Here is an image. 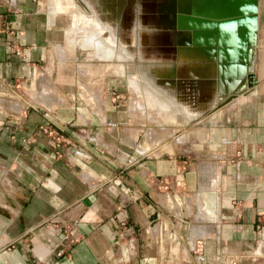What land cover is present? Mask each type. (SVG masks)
I'll return each instance as SVG.
<instances>
[{
    "label": "crops",
    "instance_id": "crops-1",
    "mask_svg": "<svg viewBox=\"0 0 264 264\" xmlns=\"http://www.w3.org/2000/svg\"><path fill=\"white\" fill-rule=\"evenodd\" d=\"M260 4L255 84L214 106L215 76L184 83L177 65L166 75L146 64L152 78H138L100 62L130 57L131 39L69 44L74 0H0V83L36 85L44 103L0 115V264H264ZM159 34L142 39L144 53L172 49L177 37L161 34L167 43L156 47ZM82 52L96 60L64 75ZM57 61L56 103L46 90ZM158 84L175 90L145 93Z\"/></svg>",
    "mask_w": 264,
    "mask_h": 264
},
{
    "label": "rangeland",
    "instance_id": "rangeland-1",
    "mask_svg": "<svg viewBox=\"0 0 264 264\" xmlns=\"http://www.w3.org/2000/svg\"><path fill=\"white\" fill-rule=\"evenodd\" d=\"M79 5V20L76 21L74 28H77L76 31L71 32V42L69 44H77L81 42L83 44H88L85 49H90L92 46V42H97L100 38H103L105 44L112 43L113 39L120 37H124V39H131V41H127L125 44L126 50L124 52L128 53L130 57H126L123 59H118L115 56L111 57L110 59H103L100 62L105 64H112V63H119L123 69L126 71L134 72L135 76H143V73L146 77L152 78V71L143 70V65L155 64L158 66V71L163 70L165 73V66L171 68L173 66H178V69L184 74L183 76H187L189 78H206L207 76L203 75V68L206 66V63L211 60V57H208V54H191V52L187 51H178L176 45L172 43V49L170 47L169 50H152V52H143V48L141 47L142 39L150 36L153 32L160 31V26L158 24H154L150 21L149 16L152 14L150 12L149 5L147 4L148 1L156 2L155 0H74ZM157 2H161V0H157ZM263 3L264 0H258V15L260 10V3ZM155 4V3H154ZM156 7V4L155 6ZM154 14V12H153ZM129 18V20H128ZM128 20V22H127ZM128 23V24H127ZM70 30V29H69ZM146 31V32H144ZM77 35H76V33ZM76 35V36H75ZM121 35V36H120ZM115 36V37H114ZM90 41V42H86ZM122 40V39H121ZM157 46V45H156ZM161 46V45H160ZM91 52H82L71 55V61L68 63L71 66V70L64 69L63 71L61 68V62L57 61V66L55 70V74L53 75V88L46 90V93L50 94L53 97L54 101L57 103V96L63 94V86L62 84L54 83V80L58 78L60 71L62 70L64 75H69L70 71L73 76L74 70L80 62H93L96 59L91 57ZM131 54V55H130ZM216 55V54H215ZM214 55V56H215ZM255 56V52L253 53ZM83 56V57H81ZM254 58V57H253ZM252 58L254 66V59ZM208 60V61H207ZM76 66V67H75ZM110 66V65H108ZM251 66L249 70H251ZM164 67V68H163ZM195 68L197 70H195ZM199 71V73H198ZM58 72V75L56 74ZM67 73V74H65ZM154 75L157 72H154ZM166 74V73H165ZM167 75V74H166ZM214 77V76H213ZM182 78H179V80ZM209 79V77H208ZM139 81V80H138ZM170 81V80H169ZM205 85H201L203 88ZM70 87V86H69ZM135 89L136 93L142 92L144 85H132ZM139 87L142 89L139 90ZM163 86L155 85L150 86L146 89L147 95L151 96H158L161 92L160 88ZM207 87V86H206ZM36 88V85L28 86L26 89L18 88L15 85L12 86H5L0 83V115L5 114H13V112L22 111L30 106H37L42 104L43 102L37 101L38 93L33 90ZM66 88L69 91L68 85ZM153 88V89H151ZM130 89V88H129ZM154 89L156 91H154ZM158 89V90H157ZM167 90L163 87V90ZM29 90V91H28ZM33 90V91H32ZM41 90V89H39ZM61 90V91H60ZM173 86L170 87L167 91L174 92ZM35 91V93H33ZM67 91H65L66 93ZM132 90L127 91L126 85L123 86V90L121 93L124 95V100H127L128 94L131 95ZM134 92V91H133ZM149 92H152L149 93ZM44 93V92H41ZM45 95V94H44ZM58 95V96H59ZM223 101V100H222ZM220 101V103L222 102ZM147 104H156V100L147 101ZM201 105L203 102H201ZM44 104V103H43ZM128 104V102H127ZM217 104V103H216ZM216 106V105H214ZM203 107V106H202ZM212 107V106H211Z\"/></svg>",
    "mask_w": 264,
    "mask_h": 264
},
{
    "label": "water",
    "instance_id": "water-1",
    "mask_svg": "<svg viewBox=\"0 0 264 264\" xmlns=\"http://www.w3.org/2000/svg\"><path fill=\"white\" fill-rule=\"evenodd\" d=\"M155 1L147 2L148 10L152 11L150 21L161 29L157 32L160 33L158 41L153 40L154 45L159 47L161 43H167L161 40V34L168 38L173 35L177 37L178 51L211 57L203 68V75L209 74L212 81L215 76L219 95L212 105L226 97L240 95L255 84L254 74L249 72V68L256 45L258 0ZM188 1V5L181 6ZM165 14L174 16L173 23L166 20ZM183 75L182 79L189 80L184 83L193 82V77ZM155 76L159 78L162 74L159 72ZM208 76L202 79H208Z\"/></svg>",
    "mask_w": 264,
    "mask_h": 264
},
{
    "label": "built area",
    "instance_id": "built-area-1",
    "mask_svg": "<svg viewBox=\"0 0 264 264\" xmlns=\"http://www.w3.org/2000/svg\"><path fill=\"white\" fill-rule=\"evenodd\" d=\"M40 130L42 131V132H45V133H47V134H49V135H51L52 133H53V129L51 128V125H49V124H46V125H42L41 127H40ZM238 257L237 258H232L231 260H230V262H229V264H239V261H238ZM240 264H247V263H240Z\"/></svg>",
    "mask_w": 264,
    "mask_h": 264
},
{
    "label": "bare ground",
    "instance_id": "bare-ground-1",
    "mask_svg": "<svg viewBox=\"0 0 264 264\" xmlns=\"http://www.w3.org/2000/svg\"><path fill=\"white\" fill-rule=\"evenodd\" d=\"M78 11H79V5H78ZM79 16V15H78ZM78 22V21H77Z\"/></svg>",
    "mask_w": 264,
    "mask_h": 264
}]
</instances>
